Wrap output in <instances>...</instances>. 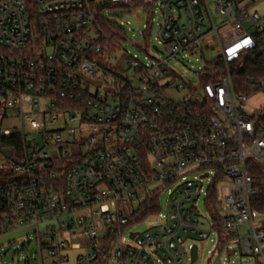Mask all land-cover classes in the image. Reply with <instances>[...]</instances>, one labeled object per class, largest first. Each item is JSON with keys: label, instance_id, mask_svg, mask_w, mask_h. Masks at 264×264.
Listing matches in <instances>:
<instances>
[{"label": "built area", "instance_id": "2783aa9c", "mask_svg": "<svg viewBox=\"0 0 264 264\" xmlns=\"http://www.w3.org/2000/svg\"><path fill=\"white\" fill-rule=\"evenodd\" d=\"M149 2L163 48H146V62L130 56L127 73L106 59L101 21L133 0H0V120L21 122L0 138L24 147L0 185V236L33 230L41 264H190L208 230L219 253L237 246L264 264V214L253 206L264 196V78L237 91L231 66L263 40L264 16L235 0ZM206 51L195 84L169 67ZM153 199L158 211L135 219Z\"/></svg>", "mask_w": 264, "mask_h": 264}, {"label": "rangeland", "instance_id": "374dc122", "mask_svg": "<svg viewBox=\"0 0 264 264\" xmlns=\"http://www.w3.org/2000/svg\"><path fill=\"white\" fill-rule=\"evenodd\" d=\"M210 2L216 0H209ZM211 10L215 20L219 23V16L215 13V6L211 5ZM257 10L264 14V3L261 2L257 6ZM107 17L111 21L115 22L119 27L124 29L127 34L126 42H119L120 48H117L112 56L106 55V59L110 61L114 68L120 71L129 72V58L130 56L138 58L142 62H146L147 55L145 49L153 50V46H158L160 49L163 47L159 45V13L153 10L152 13H147L143 9L131 7V8H117L115 10L108 11ZM148 29V30H146ZM253 30V28H248ZM264 39V35H263ZM152 52V51H151ZM163 59L165 57H162ZM213 55L206 51V57H202V54L187 55L180 57L169 63V67L174 70L179 77H181L186 83L195 84L198 80L197 73L201 68L207 66V61L212 59ZM105 81L107 79H104ZM3 102V96L0 95V105ZM17 128L21 129L20 119L17 117H9L4 120H0V130ZM25 132L29 137H33L29 128L25 127ZM79 149H73V154L78 153ZM44 151L39 153L32 152L35 161H43L45 159L43 155ZM57 156V152L49 150L47 158L52 159ZM11 168V163L6 161L0 155V170L8 171ZM189 178H193L191 175ZM209 183L206 182V189ZM204 195L198 202L199 210L208 217L207 210L204 206ZM168 196L165 192L161 197V209L165 212ZM211 217H209V220ZM264 224V223H263ZM47 226H58L55 220L45 222L40 225V231L43 232ZM149 228V224H142L136 226L133 230L135 232H144ZM209 235L208 239H195L199 244V259L195 264H252V258L242 256L239 253V248L236 246L230 248L228 251L219 253L217 251V234L207 230ZM128 238V233L125 234ZM192 238V237H191ZM39 246L37 241V235L31 229L20 230L16 233L3 235L0 238V264H41L39 257ZM45 253V252H44ZM226 258V260H225Z\"/></svg>", "mask_w": 264, "mask_h": 264}, {"label": "trees", "instance_id": "16d2710c", "mask_svg": "<svg viewBox=\"0 0 264 264\" xmlns=\"http://www.w3.org/2000/svg\"><path fill=\"white\" fill-rule=\"evenodd\" d=\"M133 6L145 10L147 13L151 9L149 0H133ZM101 26L103 33L107 37L103 40V43L106 46V55L112 56L117 49L116 44L121 41L126 42V31L119 27L115 22L107 19L101 21ZM231 66L232 78L236 90L249 92L254 82L258 83L260 79L264 78V39L260 42L253 53L242 54L239 59L234 60L231 63ZM207 82H209V79H205V83ZM0 147L11 153L12 159H7L4 155L0 154L10 163H14L12 160H16L19 163L23 157L24 147L21 136L0 138ZM7 176H5V171L3 172L0 170V185L5 182L8 178ZM156 202L153 199L142 204L135 214V219H145L156 213L159 209ZM253 206L258 212L264 214V196L253 200ZM218 235L222 243L228 240V236L222 230L218 231ZM219 250L221 251V247Z\"/></svg>", "mask_w": 264, "mask_h": 264}, {"label": "water", "instance_id": "95a60500", "mask_svg": "<svg viewBox=\"0 0 264 264\" xmlns=\"http://www.w3.org/2000/svg\"><path fill=\"white\" fill-rule=\"evenodd\" d=\"M84 81L88 82L89 84H92L96 87H100L101 86V82L100 81H94L88 77H85L83 75H79ZM109 92H113L112 89H107ZM30 144V142L28 143ZM0 154L4 155L7 159H12V155L10 152H8L5 149H2L0 147ZM14 163L19 164L16 160H12ZM207 176V175H206ZM134 236V235H133ZM198 260V246L194 245L191 251V262L190 264H195L196 261Z\"/></svg>", "mask_w": 264, "mask_h": 264}, {"label": "crops", "instance_id": "0c3cea01", "mask_svg": "<svg viewBox=\"0 0 264 264\" xmlns=\"http://www.w3.org/2000/svg\"><path fill=\"white\" fill-rule=\"evenodd\" d=\"M235 2H236V8L237 9H247L249 11L257 12V13L261 14L262 16H264L263 13H261L257 10V6L259 5V3H261V2L264 3V0H235ZM1 237L2 236H0V238Z\"/></svg>", "mask_w": 264, "mask_h": 264}]
</instances>
